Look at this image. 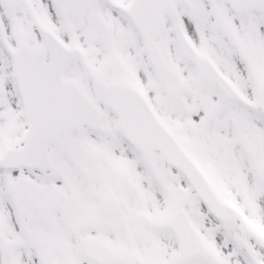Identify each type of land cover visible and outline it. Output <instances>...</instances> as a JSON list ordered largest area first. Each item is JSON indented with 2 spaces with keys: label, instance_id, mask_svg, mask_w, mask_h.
<instances>
[{
  "label": "snow or ice",
  "instance_id": "snow-or-ice-1",
  "mask_svg": "<svg viewBox=\"0 0 264 264\" xmlns=\"http://www.w3.org/2000/svg\"><path fill=\"white\" fill-rule=\"evenodd\" d=\"M0 264H264V0H0Z\"/></svg>",
  "mask_w": 264,
  "mask_h": 264
}]
</instances>
